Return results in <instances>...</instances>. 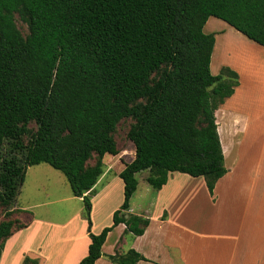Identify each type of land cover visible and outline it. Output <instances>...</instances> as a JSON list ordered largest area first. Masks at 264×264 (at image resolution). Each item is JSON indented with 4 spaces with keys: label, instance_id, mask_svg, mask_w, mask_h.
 Returning <instances> with one entry per match:
<instances>
[{
    "label": "trees",
    "instance_id": "obj_1",
    "mask_svg": "<svg viewBox=\"0 0 264 264\" xmlns=\"http://www.w3.org/2000/svg\"><path fill=\"white\" fill-rule=\"evenodd\" d=\"M209 17L264 47V0H0V254L22 226L11 215L28 166L59 170L81 197L90 244L77 264L102 256L119 223L133 236L144 232L148 218L128 213L137 173L147 171L156 190L169 172L201 176L212 195L227 172L214 111L238 75L228 66L211 73ZM123 118L133 119L127 138L134 147L119 172L123 201L93 234L87 192L103 157L118 154L113 133ZM108 259L145 260L133 248Z\"/></svg>",
    "mask_w": 264,
    "mask_h": 264
},
{
    "label": "crops",
    "instance_id": "obj_2",
    "mask_svg": "<svg viewBox=\"0 0 264 264\" xmlns=\"http://www.w3.org/2000/svg\"><path fill=\"white\" fill-rule=\"evenodd\" d=\"M238 34L243 37L241 42L261 47L259 49H262L263 53H259V55L264 54V47L240 32ZM221 64L228 66L224 61H220L218 65ZM229 66L237 73L235 65ZM239 76L240 73L238 75L240 82ZM239 82L232 95L227 97L214 111L216 129L227 172L216 181L212 195L209 194L203 177H192L176 171L169 172L165 184L156 190L155 196L149 202L151 210L146 208L143 211L135 212L129 204L128 213L148 218L149 222L144 232L141 235L133 236L131 233L125 232L123 223L117 224L108 232L101 246L102 256L93 264H111L108 255L125 252L127 249L120 250L121 243L126 242L124 235H130L132 239L128 249L133 248L145 258L136 264H199V251L194 245L196 238L199 240L209 238L224 240L225 238L229 241L236 239L225 234V231L218 232L229 226L223 212L227 214L228 220L231 218L229 212H233L236 219L238 217L236 226L238 232L243 224L247 226L248 232L254 226L261 225L264 228L257 219L259 205L254 203L258 199H264V195L259 193V190L261 192L259 159L256 155L249 162L244 161L248 157L241 150L249 117L243 110L233 106L237 104L235 101L236 92L241 89ZM242 95L241 99L249 98L247 94L242 93ZM116 156L118 154L103 157L102 173L89 194L91 196L89 230L93 234H98L105 226L104 221L100 219H96L93 224L96 204L99 203L101 207H106V217L111 216L112 219L113 211L123 201L120 199L117 205L110 207L115 191L123 193V181L119 177V172L123 167L112 172V161L108 158ZM105 158L109 160L107 164L104 161ZM43 165L46 163L27 167L20 189L26 182L29 173L32 179H36L33 184L34 194L44 186L39 180L47 169ZM19 193L20 191L12 206V209L17 211L12 213L11 218L16 219L17 224L22 226H15L12 233L5 239L0 254V264H77L81 258L87 255L90 238L88 223L80 213L81 208H78L73 215L62 222L51 221L47 215L44 217L43 213L33 211L31 207L38 203L20 205L17 202ZM43 193L49 192L44 191ZM71 196L76 197L71 193L62 199H70ZM76 198L81 200V197ZM120 198H123V195ZM32 200L34 199L32 198ZM107 243H110V247L105 251ZM233 246L234 243H230L228 248L226 246L229 256L224 253V258L221 260L224 264H264V251L262 256L260 251L251 254L248 249L246 253L237 254ZM203 259L202 264H217L211 262L207 255Z\"/></svg>",
    "mask_w": 264,
    "mask_h": 264
},
{
    "label": "rangeland",
    "instance_id": "obj_3",
    "mask_svg": "<svg viewBox=\"0 0 264 264\" xmlns=\"http://www.w3.org/2000/svg\"><path fill=\"white\" fill-rule=\"evenodd\" d=\"M15 23L22 35H25L27 33L26 24L17 16H15ZM223 24L225 26H222ZM228 28L231 29L232 27L215 17H209L203 27V31L205 33H212L215 37V44L210 61V70L212 74H218L220 67L223 66L222 64L218 65L219 61H224L228 66L235 65L238 70H236L238 75L240 73V82L239 78L238 82L239 84L241 83V89H238L236 92L235 101L237 104H234L233 106L243 110V112L249 117L247 131L243 136L241 150L245 152L246 157H248V159H245L244 161L249 162L254 158V156H258L260 164L259 181H261V192L259 190V193L264 195V54L259 55V53H263V51L261 52L262 49H259L261 47L250 45L252 43L244 44L241 42V38L243 37L239 35L238 31L234 28H232V32L228 31V33ZM230 33L232 39L231 36L229 38ZM232 33H234L235 37ZM236 37H238L237 40ZM224 41L226 42L224 43ZM231 42H235V44ZM215 54L217 57H215ZM213 60H216L215 62L218 66H216V63ZM242 93H244V95L247 94L249 98L241 99V97H243ZM132 123L133 119L123 118L116 125L113 137L118 149V156L108 157L112 161V172L124 167L125 163L129 162L133 158L134 147L132 142L127 138V131ZM29 127L34 128L35 126L33 123H30ZM240 137L242 136L240 135ZM26 140L27 137L25 136L24 141L26 142ZM104 161L106 164L109 162L107 158H105ZM227 161L229 160L227 159ZM43 166L47 169L39 180L44 186H42L40 190H37V193L34 194L35 187L33 184L36 182V179H32L29 173L22 189L19 190L20 193L18 195L19 197L17 198V202L20 205H27V203H31L30 205H33L38 203L37 205L31 207L33 211L43 213L44 215H42L44 217L47 215V218L51 221L62 222L70 215H73L78 208H81L80 213L83 214L84 217L85 208L82 199L79 200L78 198L72 196L70 199H62V197H66L67 194H71L70 187L64 175L59 170H56L47 164ZM147 174V171H141L136 175L137 188L130 200V205L135 212L140 210L143 211L146 208H149L150 210L152 209L149 206V202H151L152 198L155 196L156 189L152 188L146 182L145 177ZM44 191L49 193H43ZM91 191L92 189L87 192L89 200L91 197L89 195ZM122 195V191L120 193V191L118 192L116 190L111 199L110 207L117 205L120 199L123 200V198H120ZM32 198L34 200H32ZM254 203L259 205L257 219L264 226V199H258L254 201ZM105 210H107L106 207H101V204L99 203L96 204L93 224L96 222V219L104 221L105 226L111 224V216L107 218ZM229 214L231 215V218L228 220L227 214H224L223 212L224 218L229 222V226H227L224 230H219L218 232L225 231V234L231 235V238L236 239H231V241H229L225 240V238L224 240H215L213 238L199 240L196 238L194 245L196 246L197 251H199V264L203 263V258L206 255L211 262L224 264L221 260L224 258V253L228 255L226 246L228 248L230 243H234L233 247L236 249L237 254H240L241 252L246 253L248 249L251 254L255 251H260V255L262 256L264 251V228L261 225L254 226L248 232L247 226L243 224L238 232L236 227L238 217L236 219L233 212H229ZM3 217L4 209L0 211V220ZM124 236L126 242L121 243V251L128 249L132 241L130 235ZM109 247L110 243H107L105 251H107Z\"/></svg>",
    "mask_w": 264,
    "mask_h": 264
},
{
    "label": "bare ground",
    "instance_id": "obj_4",
    "mask_svg": "<svg viewBox=\"0 0 264 264\" xmlns=\"http://www.w3.org/2000/svg\"><path fill=\"white\" fill-rule=\"evenodd\" d=\"M222 26H225V25L223 24ZM228 31L232 32V28H231V29L228 28V29H227V32H228ZM233 31H234V30H233ZM228 33H229V32H228ZM232 35H234V33H232ZM227 36H228V34H227ZM230 36H231V33H230V35H229V38H230ZM234 37H235V35H234ZM229 38H228V39H229ZM237 38H238V37H236V40H237ZM231 39H232V36H231ZM233 40H234V39H233ZM225 42H226V41H224V43H225ZM228 42H229V40H228ZM231 43H234V44H235V42H231ZM217 48H218V46H217ZM261 51H262V50H261ZM215 57H217L216 54H215ZM213 61L215 62L216 60H213ZM219 62H220V61H219ZM215 63H216V62H215ZM216 66H218L217 63H216Z\"/></svg>",
    "mask_w": 264,
    "mask_h": 264
}]
</instances>
